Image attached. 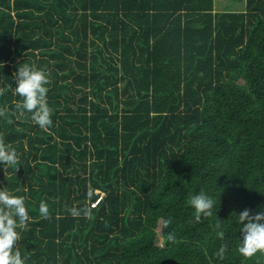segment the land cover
<instances>
[{"label":"trees","instance_id":"1","mask_svg":"<svg viewBox=\"0 0 264 264\" xmlns=\"http://www.w3.org/2000/svg\"><path fill=\"white\" fill-rule=\"evenodd\" d=\"M240 1L0 0V137L19 157L0 189L25 198L26 264H264L238 251V215L264 210V0ZM23 63L51 80L50 131L13 115ZM201 191L217 203L195 223Z\"/></svg>","mask_w":264,"mask_h":264},{"label":"clouds","instance_id":"2","mask_svg":"<svg viewBox=\"0 0 264 264\" xmlns=\"http://www.w3.org/2000/svg\"><path fill=\"white\" fill-rule=\"evenodd\" d=\"M16 72L13 74L16 87L14 89L16 95L21 99L16 103V111L13 113L30 114V120L41 130L50 131L52 121V109L47 102V94L49 88L46 85L51 83L48 74L26 64H20ZM4 64L0 63V68ZM11 87V85L9 86ZM7 89L0 88V96H3ZM7 109H0V117H6ZM11 124L12 120L9 119ZM19 157L15 149L10 148L3 137H0V165L14 167L18 170ZM91 189L88 196L91 197ZM217 200L201 191L189 198V204L194 209V222L200 223L203 218L211 217ZM73 217L81 215L88 217L91 212L88 208L73 207L68 210ZM39 213L43 219H50L49 206L46 202L41 201L39 205ZM239 228L241 233L240 245L238 251L244 258H251L257 253L264 255V210L252 214L249 209H244L238 215ZM30 216L25 206V198L23 196L12 195L9 191L0 189V264H26V258L21 256L18 248L20 233L18 228L28 227ZM217 218L216 228L221 229V225ZM171 219L161 220L162 229L170 226ZM220 240L225 239L223 230L216 233ZM169 242H175V236L169 232L166 235ZM227 244L221 245L216 252L218 259H224L227 252Z\"/></svg>","mask_w":264,"mask_h":264},{"label":"rangeland","instance_id":"3","mask_svg":"<svg viewBox=\"0 0 264 264\" xmlns=\"http://www.w3.org/2000/svg\"><path fill=\"white\" fill-rule=\"evenodd\" d=\"M214 6L216 12L242 11L244 9V3L240 0H214Z\"/></svg>","mask_w":264,"mask_h":264}]
</instances>
